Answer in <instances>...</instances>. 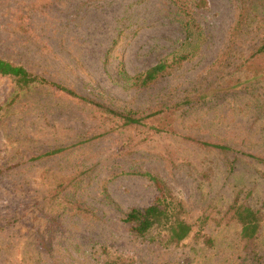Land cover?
Wrapping results in <instances>:
<instances>
[{
    "label": "rangeland",
    "instance_id": "1",
    "mask_svg": "<svg viewBox=\"0 0 264 264\" xmlns=\"http://www.w3.org/2000/svg\"><path fill=\"white\" fill-rule=\"evenodd\" d=\"M263 45L264 0H0V59L46 81L0 77V264H264ZM159 198L179 244L124 222Z\"/></svg>",
    "mask_w": 264,
    "mask_h": 264
},
{
    "label": "trees",
    "instance_id": "2",
    "mask_svg": "<svg viewBox=\"0 0 264 264\" xmlns=\"http://www.w3.org/2000/svg\"><path fill=\"white\" fill-rule=\"evenodd\" d=\"M200 2L204 3L203 1ZM198 5H200V3ZM189 28L190 21L185 23V29L187 31L186 38L191 37ZM263 50L264 49L259 52H262ZM187 57V55H180L178 58L174 59V61H176L177 63H181L186 60ZM168 67L169 65L165 62L157 63L142 74L133 78L132 84L141 88L148 87L149 85L155 83L166 72ZM121 72L122 74H125L124 69H122ZM0 77H8L9 79L13 80L20 88H26L34 83H46L45 80L27 71L25 67L3 59H0ZM49 84L55 87L59 92L64 93L71 98L77 99L80 102L91 103L94 104V106H98L88 99L81 97L73 90L66 88L65 86L56 83ZM106 112L117 115L119 118L123 119L125 125H138L141 124L143 120V118H134V114L131 112L123 114L114 112L110 109H106ZM150 116L151 115H147V117ZM203 145L218 150L229 149V147L227 146L218 144L212 145L203 143ZM62 151V149H54L46 153L44 156L56 155ZM255 159L264 164V159ZM146 176L152 182L157 184L158 180L156 178L150 175ZM162 201L163 199L161 200V198H159L155 203L149 205L144 209H131L125 215L124 222L130 225V230L138 237H143L153 229H158L168 233L167 240L170 243L179 244L187 238V236L191 232V227L185 222L177 219L176 217L173 218L169 206L162 204ZM230 209V212L241 225L240 240L248 241L253 239L256 236L258 230V212H254L249 208H243L234 205L230 207ZM171 210L173 211L174 208H172Z\"/></svg>",
    "mask_w": 264,
    "mask_h": 264
}]
</instances>
